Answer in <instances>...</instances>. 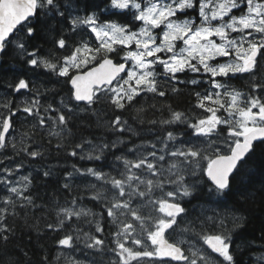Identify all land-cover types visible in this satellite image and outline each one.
<instances>
[{
	"label": "snow or ice",
	"instance_id": "snow-or-ice-1",
	"mask_svg": "<svg viewBox=\"0 0 264 264\" xmlns=\"http://www.w3.org/2000/svg\"><path fill=\"white\" fill-rule=\"evenodd\" d=\"M109 4L110 8L100 11L109 16L116 15L110 9L131 12L132 19L142 22L143 26L139 31H132L126 23L114 20L102 22L100 12L96 10L100 6H93L87 0L83 4V15L80 14L78 0L71 12V0H0V56H7L9 51L16 52L27 57L26 64L34 74L37 69H44L65 78V83L71 85L70 99L86 102L89 108L102 98H107L116 109L124 110L133 106L136 98L146 92L164 97L166 92L161 88L162 83L172 82V92L180 91L176 83H202L195 78L181 80L177 74L191 72L208 75V81L204 82L216 91L204 95L197 92L196 96L197 107L210 115L188 122L184 113L170 109L171 118L159 121L162 125L187 122L192 129L191 135L197 137L200 143L191 139L181 140L177 147V137L169 131L159 140V146L151 144V150L137 152L134 159L117 156L123 170L115 176L94 168L82 171L73 165V169L81 176H92L102 182L101 188L94 192L91 199L103 204L107 217L116 227L113 234L115 248L112 251L119 259L114 264H131L133 260L141 264L145 257L149 258L150 264H156L157 260L162 264H170V261L216 264L209 253L192 245H189L186 254L182 245L187 241L178 239L169 242L165 233L171 230L169 237L176 233V226L180 222L178 218H184L187 212L180 201L191 198L196 188V182L191 185L186 182V175L196 177L200 172L206 174L211 182L207 195L210 199L216 197V203H222L241 193L236 181L240 178L241 184L244 183L243 177L258 149L264 157V84L253 83V94L245 96L240 91L230 90L226 82L216 79L253 72L258 62L264 61V0H109ZM189 10L198 11V22L197 19L178 18L179 15L187 16ZM234 10L240 14L237 15ZM162 25L158 39L154 30ZM57 26H61V33L67 27L72 34L69 37L57 33L53 39L55 49L68 52L59 60L40 54L42 42L56 32ZM177 41H182L183 46L178 48ZM113 53L123 62L114 63L111 58ZM233 55L231 61L211 63L218 57ZM89 64L95 66L83 71ZM161 76L164 77L163 81L159 79ZM252 79L255 80V76ZM9 87L16 93L33 91L32 82L25 78H18ZM257 90H260V95L255 94ZM61 105L62 108L42 105L38 90L30 102L17 105L15 110L10 100L4 103L0 107L10 114L0 117V150L7 147L6 134L12 127L11 117L16 116L17 112L33 117L41 128L50 122V134L60 137L69 119L63 109L71 112L73 107H78V104L69 107L63 100ZM221 109L227 113V118L217 115ZM136 111L139 113L143 109ZM221 125L225 127L221 129ZM55 128H60V131L51 130ZM110 128L120 133L132 131L120 116L110 122ZM225 131L226 135L222 136ZM221 142L224 150L219 146ZM86 143L91 144V141L71 145L72 151L68 155L79 156L81 160H101L105 150L115 149L122 141L95 145L89 153L77 152ZM12 147L15 149L16 144L13 143ZM56 147L63 145L58 142ZM21 151L33 159L43 155L41 151H28L25 147ZM204 160L207 161L206 167L201 166ZM4 171L8 176L13 175L11 169L5 168ZM44 175L47 177L50 173L46 171ZM72 177L73 173L65 177L66 189L71 187L69 181ZM22 179L26 181L22 187L14 186L7 178L0 179V184L5 186L8 193L0 197V202L5 206L0 207V241L5 243L12 232L4 223L9 208L13 209L11 214L15 215L14 209L18 204L21 208L33 205L31 195H25L31 180L28 177ZM103 185L110 187L104 188ZM166 185L171 187L165 190ZM91 187L95 189L97 186L92 184ZM143 209L149 211L145 213ZM93 215L90 209L78 208L74 199L72 207L58 209L56 224H49L48 228L59 231L73 217L79 220ZM226 219L219 214L205 215L198 235L212 253L223 258L218 264H235L230 252L231 233L242 228L246 218L234 211L231 229L226 227ZM95 223L96 231L102 233L104 230L100 221ZM181 231L190 232L194 228L185 227ZM58 244L63 248H73L74 238L66 234ZM104 245L103 239L85 234L87 248L99 251L103 250Z\"/></svg>",
	"mask_w": 264,
	"mask_h": 264
},
{
	"label": "trees",
	"instance_id": "trees-1",
	"mask_svg": "<svg viewBox=\"0 0 264 264\" xmlns=\"http://www.w3.org/2000/svg\"><path fill=\"white\" fill-rule=\"evenodd\" d=\"M78 2L79 11L84 13L85 0H78ZM87 2L93 6H100L96 10L100 12L102 22L114 20L118 23H126L133 30L139 27V21L132 19L131 12L110 9L116 15L109 16L108 13L100 11L103 8H110L109 0H87ZM71 3L73 8L69 9L70 12L75 8L77 0H71ZM57 33L72 36L67 27H64L61 33V26H57L56 32L49 35L45 42H42L40 53L42 56L51 55L53 59L59 60L68 54L64 50H57L53 47L52 41L56 38ZM69 42L71 43V39ZM117 47L120 46L117 45ZM111 58L116 62L120 60V57L115 53L111 54ZM26 59L27 57H22L13 51H9L7 56H1L0 106L10 100L11 107L15 110L17 105H22L25 101L30 102L36 95V90L39 91L42 105L50 104L54 108H62L61 100L69 107L77 105L70 99V89L68 83H65V78L57 77L44 69H37L34 74L28 68ZM99 59L98 57L97 62ZM91 65L94 64H89L88 67ZM256 69L254 74L238 73L230 78H225V80L229 86L245 96L251 95L253 94L251 85L253 83L261 84V80L264 79L262 61L258 62ZM253 76H255V80L252 79ZM18 78L29 79L32 82L33 91L14 92L9 85L16 83ZM179 78L189 81L192 79V75L183 74ZM175 86L180 91H171L172 82L162 83L161 88L166 92L164 97L146 92L136 98L133 106H128L124 110L116 109L107 98H102L91 108L86 104H78V107H73L71 112L64 108L63 111L69 119L67 128L61 131L60 137L50 134V122L49 125L41 128L33 117L22 112H17L16 116L11 117L14 140L7 144L6 149L0 150V167L5 165L2 161L5 160L8 162V168L26 173L25 176L31 180V184L25 195H31L33 205L21 208L18 204L14 209L15 215L11 214L13 209L9 208V214L4 223L12 229V232L9 234L7 243L0 241V264H63L59 257V251L63 247L59 246L58 241L66 234H71L74 238V247L71 249H81L82 254L86 256L90 249L85 246V234L97 236L100 233L96 231L95 221L97 220L100 221V226L104 230L98 235V238L103 239L105 245L103 250H99L98 255L94 253V256H99V259H103L102 262L110 263L106 257L115 248L113 234L116 227L107 217L103 204L91 199L94 192L101 188L102 182L92 176H81L79 173H75L73 165L82 171L94 168L115 176L118 171L123 170L122 162L116 159L117 156L134 159L137 152L151 150V144L155 143L159 146V140L163 139L169 131L175 135L183 134L185 140L191 139L193 142L198 140L200 143L197 137L191 135L192 129L188 127L187 122H177L171 125L159 123V121L171 118L170 109L184 113L188 122H195L202 115L201 113L205 112L197 107L196 96L197 92L205 93L206 86L203 82L197 85L176 83ZM255 94H260V90H257ZM138 108H142L143 111L138 113L136 111ZM218 113L222 114L223 109ZM9 114L7 109L0 107V117ZM116 116H120L122 121H127V126L131 127L132 131L123 133L113 131L110 128V122ZM153 120L157 123H150ZM51 130L60 131V128ZM222 135H226V131L222 132ZM84 140L91 141V144H84V148L77 149V152L89 153L93 146L101 143L111 144L117 140L122 143H119L115 149L105 150L101 160H81L79 156L68 155V152L72 151L71 145ZM58 142L63 147L57 148ZM13 143L16 144L15 149L12 147ZM204 146L206 147V144ZM219 146L221 149L223 148L222 144ZM22 147L27 148L28 151H41L43 155L33 159L21 151ZM129 149H134V151L130 152ZM206 165V160L201 162L202 167H206ZM165 166L167 165L165 164ZM46 171L50 173L47 177L44 175ZM68 173H73V177L69 181L71 187L66 189L64 184ZM185 180L189 185L196 182V188L191 198H184L180 201L187 212L184 218L178 219L180 222L172 237H181L196 244H203L198 233L205 215L219 214L222 217H227L225 225L231 229V216L235 211L237 215H243L246 218L244 226L231 233L230 252L233 254L235 264H264V157L261 156V150H257L256 156L248 165L247 172L243 177L244 183L241 184L240 178L236 181V187L241 188V193L229 197L222 203H216V197L210 199L207 195V187L211 184L203 172H200L196 177L186 175ZM92 184L97 187L93 189ZM103 187L110 186L103 185ZM170 187L171 185H166L165 190ZM201 189L204 191L202 192ZM6 195H8L7 192L0 187V197ZM74 199L78 208L90 209L94 215L82 217L79 220L73 217L59 231L48 228L49 224H56L58 209L72 207ZM0 207L5 206H2L0 202ZM143 211L147 213L149 209H143ZM101 214L103 215L102 219ZM153 214L159 215V213ZM185 227L194 228V231L182 232L181 229ZM77 237H79L78 240ZM219 261L221 259L215 261L216 264Z\"/></svg>",
	"mask_w": 264,
	"mask_h": 264
},
{
	"label": "rangeland",
	"instance_id": "rangeland-1",
	"mask_svg": "<svg viewBox=\"0 0 264 264\" xmlns=\"http://www.w3.org/2000/svg\"><path fill=\"white\" fill-rule=\"evenodd\" d=\"M189 11H193V12H197V14L195 15V18L194 19H197V22H198V11L197 10H189ZM234 12H238L237 10H234ZM239 13V12H238ZM238 13H236L237 15H238ZM80 14L81 15H83L84 13H82V12H80ZM189 14H190V12H189ZM178 18H180L179 16H178ZM181 19H188V18H186L185 16H182L181 17ZM225 19H227V17L225 18ZM213 23H217L216 21H214ZM143 25H142V22H140V27H142ZM139 27V28H140ZM162 29L163 28H160V29H155L154 30V34H156V30H161V32H162ZM136 31V30H135ZM137 31H139V29L137 30ZM160 32V33H161ZM159 33V34H160ZM157 35V34H156ZM233 35H236V34H233ZM159 36V35H158ZM158 39H159V37H158ZM213 39H217L216 37H213ZM217 42H219L218 40H217ZM177 46H178V48L179 47H182L183 46V44H182V41H177ZM135 47V45H133V48ZM232 59H234V55L233 56H229V57H218L216 60H214V61H211V63H222V62H227V61H231ZM258 59V61H259V57L257 58ZM131 63V62H130ZM262 63L264 64V61H262ZM162 70V69H161ZM256 68L253 70V72H250V73H255L256 72ZM208 79H209V77L208 78H202V79H200V81H202V82H204V81H208ZM217 80L219 79L218 77L216 78ZM261 84H263L264 83V79H262L261 80ZM204 83H206V82H204ZM208 86H210V84L209 83H206ZM209 91H211V92H214V91H216L215 89H212L211 88V86H210V88H209V90L207 91V90H205V93H201V95H204V94H206L207 92H209ZM222 93H223V89H221L220 90ZM254 111H255V109H254ZM208 115H210V113H205V114H202L199 118H204V117H206V116H208ZM198 118V119H199ZM226 118H227V115H226ZM178 136H180V135H178ZM12 140H14V133H12L11 135H10V137H9V142L10 141H12ZM198 143V142H197ZM3 162L4 163H7L8 164V162H6L5 160H3ZM10 169V168H9ZM12 170V169H11ZM13 172L15 173V178H10V177H8V176H5V171L4 170H2V171H0V179H2V178H7L9 181H11L12 182V184L14 185V186H17V187H22L23 186V183H24V181H23V177H24V173L21 175L19 172L17 173V171H15V170H13ZM26 174V173H25ZM17 181H20V183H17ZM4 188H5V186H4ZM1 205L3 206V203L1 202ZM189 245H192V246H194L195 248H198V249H201L202 251H205V252H207L204 248L205 247H200V246H198L197 244H195V243H192V242H189L188 244H183V246H185L184 248L187 250V248L189 247ZM132 247H135V246H132ZM207 253H209V252H207ZM210 254V253H209ZM211 256H212V258H213V260L214 259H216L217 260V255L214 253V255H212V254H210ZM59 257H61V263H65V264H114V262L115 261H117V258H111V261H110V263H105V262H102L103 261V259H99V256H97V257H95L94 256V252L93 251H91L90 250V252H89V254L88 255H84V254H82V250L81 249H78V250H72L71 248H68V249H64V248H62L60 251H59ZM142 259H144V260H147V259H149V258H147V257H145V258H142ZM216 260H214V261H216ZM136 262L137 261H135V260H133L132 262H131V264H136ZM156 264H162V262H160V261H156Z\"/></svg>",
	"mask_w": 264,
	"mask_h": 264
},
{
	"label": "water",
	"instance_id": "water-1",
	"mask_svg": "<svg viewBox=\"0 0 264 264\" xmlns=\"http://www.w3.org/2000/svg\"><path fill=\"white\" fill-rule=\"evenodd\" d=\"M90 70V69H89ZM88 71V70H87ZM70 88H71V85L69 84ZM76 102V101H75ZM77 103H86V102H77ZM7 135V134H6ZM174 262H177V261H174Z\"/></svg>",
	"mask_w": 264,
	"mask_h": 264
},
{
	"label": "bare ground",
	"instance_id": "bare-ground-1",
	"mask_svg": "<svg viewBox=\"0 0 264 264\" xmlns=\"http://www.w3.org/2000/svg\"><path fill=\"white\" fill-rule=\"evenodd\" d=\"M264 262V261H263Z\"/></svg>",
	"mask_w": 264,
	"mask_h": 264
}]
</instances>
